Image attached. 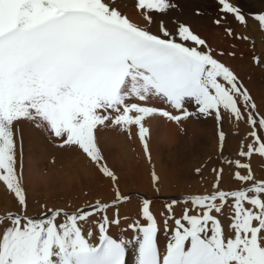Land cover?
Listing matches in <instances>:
<instances>
[{
	"label": "snow or ice",
	"instance_id": "snow-or-ice-1",
	"mask_svg": "<svg viewBox=\"0 0 264 264\" xmlns=\"http://www.w3.org/2000/svg\"><path fill=\"white\" fill-rule=\"evenodd\" d=\"M217 2L223 15L215 25L227 15L242 25L251 16L264 31V11ZM184 7L183 0H0V183L15 201V210L0 214V264H264V179L240 159L226 163L247 170L235 172L243 187L221 189L223 169H213L214 190L184 197L191 206L180 216L175 199L159 219L147 198L138 218L120 213L131 194L120 192L107 163L105 130L135 135L151 161L154 117L177 125L212 118L221 150L222 124L244 121L252 142L241 141L239 156H264V115L236 71L218 58L224 52L195 30L201 9L185 13ZM174 12L183 18L169 15ZM226 32L235 35L230 27ZM252 60L264 68V53ZM22 121L61 151L82 153L116 187L114 198L77 207L45 200L38 216L29 215L30 178L22 160L17 166L14 139ZM151 178L158 185L154 169ZM222 216L230 217L227 225Z\"/></svg>",
	"mask_w": 264,
	"mask_h": 264
},
{
	"label": "rangeland",
	"instance_id": "rangeland-1",
	"mask_svg": "<svg viewBox=\"0 0 264 264\" xmlns=\"http://www.w3.org/2000/svg\"><path fill=\"white\" fill-rule=\"evenodd\" d=\"M257 106V111L264 115L263 104L259 103ZM166 107H169L170 111H175L170 106ZM148 123L152 128L151 161L148 160L135 135L130 139L127 133H120L117 130H105L101 136L100 142L107 163L120 178L119 190L124 194L122 190L126 188L122 186L127 188L130 186L131 190L125 194H131V199L136 198V200L141 201L143 198H147L152 201V207L154 202H158L157 204L163 208L164 205L175 199L178 202L175 207L180 205L184 208L190 207V203H185L184 197L206 194L214 190L215 179L213 177L216 173L213 169H223L221 162L224 160V154L227 155V158L240 159L242 163L250 164L255 178L257 175L256 179H264V156L257 153L261 161L256 167H253L251 157H240L239 151L237 153L232 150L229 151L227 132L229 126L226 127L225 122L222 124V130L225 132V143L222 150L219 146L217 128L212 118L205 119L201 117L197 119L193 117L177 125L166 118L157 116L150 119ZM34 128V125L29 121L20 122L14 129V139L16 141L17 166L19 168L22 160L24 174L30 178L27 211L29 215L38 216L40 203L45 200H47L49 206L53 204L64 206L66 203L72 204L79 201L70 199L67 196L70 192L69 189H75L79 186L77 182L67 185L66 181L69 176L67 177L66 169L78 166L83 162L86 165H91L96 171L98 169L80 152L74 154L73 161L69 160V157L63 152H61L62 158L58 159L57 154L60 149L46 140L39 130L34 134L32 132ZM132 131L135 133V128ZM249 131H251L250 127L248 128ZM258 134H262L260 130H258ZM124 141H126V144ZM248 142H252V139L250 138L246 144ZM80 156L85 157V159L80 160ZM53 159L55 162H53ZM69 161H72V164ZM197 168L200 169L199 173L196 171ZM132 169L135 172H132ZM153 169L160 176V181L155 186L151 178ZM136 170L148 173L146 190L149 195H144L142 191L134 188L137 185L135 180L139 175ZM239 171L242 174H247L246 169H239ZM128 173H130V176H127ZM224 175L225 171L223 169L222 178H224ZM80 182L84 188L87 182L85 174H81ZM221 183L219 187L224 190H237L244 186L242 182L235 179V174L234 178L228 182L229 184L227 181ZM4 187L0 188V210H2L0 214L8 210H15L14 197ZM157 187L159 191L156 190ZM82 204L86 205L85 202Z\"/></svg>",
	"mask_w": 264,
	"mask_h": 264
},
{
	"label": "bare ground",
	"instance_id": "bare-ground-1",
	"mask_svg": "<svg viewBox=\"0 0 264 264\" xmlns=\"http://www.w3.org/2000/svg\"><path fill=\"white\" fill-rule=\"evenodd\" d=\"M233 2L237 3L246 13H258L264 11V0H233ZM183 3L185 5L183 12L185 13L190 12L192 9L197 7L201 9L202 14L193 19V25L195 30L202 38L207 41L209 47L213 48L217 53L221 51L224 52V55L222 57L218 56V58L221 59L222 62H225L226 64L230 65L236 71L241 81L250 92L253 99L256 100V104L262 103L264 108V68L257 66L252 60L253 55H259L261 53H264V31H261L255 19L249 16L247 18L246 24L242 25L237 22L232 15H227L226 18L222 20L221 25L217 26L213 23V20L223 15V13L220 12V5L218 4L217 0H183ZM127 12L133 19L137 18L135 15L134 8L129 7L127 9ZM169 15L181 16V13L174 12L170 13ZM181 18L183 17L181 16ZM165 19L167 20L168 17H165ZM229 27L233 29L235 35L230 36L227 34L226 28ZM237 35L240 37L247 36L249 37V39H238L236 38ZM229 52H234L235 56H229ZM149 103L153 105H158L160 102L156 99H152ZM225 125L226 127L229 126L227 128L229 136V151L232 150L235 153H237L238 151L240 152L241 141H244V143L246 144V142L250 140V137H247L249 126L244 121H241L239 124H236L234 121L225 122ZM32 132L35 134L37 132V129L34 128ZM124 143L126 144V141H124ZM61 152L66 154L67 157H69V160H72V158H74V154H76L78 151L72 150L69 152L60 150L57 154V156L59 157L58 159L62 158ZM84 159L85 157L80 156V160L83 161ZM229 160H235V158H227V155L225 156L224 154V160L221 162V166L225 171V175L224 178H222L221 182L227 181L228 183L232 178H234L235 172L239 171L235 164L230 165L226 163V161ZM250 160L252 162L253 167H256L257 164H259L261 161V159L255 152L252 154ZM72 161H69V163L72 164ZM142 170L144 171V169ZM132 172L135 171L133 170ZM144 172L137 171L139 175L137 180H135L137 185L134 186V188H137L136 190L142 191L144 195H147L149 193L146 190L148 182V173ZM66 173L67 177L69 176V179L66 181L67 185H70L72 182H77L79 186L75 189L71 187V189H69L70 192H68L67 196L70 199L76 201L79 200L77 202L72 203L73 205L68 203L70 206H81L83 205V202L89 204L94 202L95 199H101L103 202H110V200L114 198L115 192L117 190L116 187L112 185L109 179L103 178L100 172L96 171L91 165H86L85 162H83L80 163L78 166L72 168L69 167L68 169H66ZM81 174H85V176H87V182L84 188L83 184L80 182ZM129 174L130 173H128L127 176H130ZM213 179H215L214 181H216V175L213 177ZM221 182L220 185L222 184ZM2 186L4 187V185L0 184V188H2ZM122 187L126 188L125 190H122L124 194L131 190L130 186L128 188L126 186ZM85 193H87V195H85ZM139 203L140 200H136V198L131 199L130 203H122L120 205L121 215L137 217ZM157 203H153L154 205L152 207V210L159 219V214L164 210V208ZM183 210L184 207H182L181 205L179 207H175L176 215L180 216ZM1 211L2 210H0V212ZM227 211L228 209H225V212ZM109 214L111 215V213ZM221 219L225 225L230 222L229 216H222ZM117 232L118 230L113 228L111 234H115L118 237ZM123 234L127 237L132 236L131 231L124 232ZM160 241L161 246H163L162 236L160 237Z\"/></svg>",
	"mask_w": 264,
	"mask_h": 264
}]
</instances>
